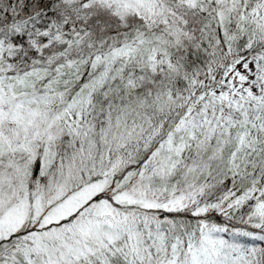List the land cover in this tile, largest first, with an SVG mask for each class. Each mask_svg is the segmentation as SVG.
Listing matches in <instances>:
<instances>
[{
  "label": "snow or ice",
  "instance_id": "6c2138e0",
  "mask_svg": "<svg viewBox=\"0 0 264 264\" xmlns=\"http://www.w3.org/2000/svg\"><path fill=\"white\" fill-rule=\"evenodd\" d=\"M0 264H264V0H0Z\"/></svg>",
  "mask_w": 264,
  "mask_h": 264
}]
</instances>
